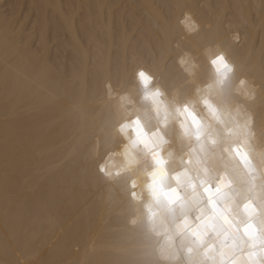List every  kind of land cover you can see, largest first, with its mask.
Listing matches in <instances>:
<instances>
[{
  "label": "clouds",
  "instance_id": "obj_1",
  "mask_svg": "<svg viewBox=\"0 0 264 264\" xmlns=\"http://www.w3.org/2000/svg\"><path fill=\"white\" fill-rule=\"evenodd\" d=\"M138 7L157 9L154 42H96L71 68L0 25V67L17 85L0 83V264H264V0H199L230 9L222 21L184 0ZM44 82L60 111L23 98ZM21 115L63 134L55 160L42 136L25 150ZM60 169L75 171L50 227L47 198L28 196ZM62 211L86 235L61 253L47 237L64 233Z\"/></svg>",
  "mask_w": 264,
  "mask_h": 264
},
{
  "label": "bare ground",
  "instance_id": "obj_2",
  "mask_svg": "<svg viewBox=\"0 0 264 264\" xmlns=\"http://www.w3.org/2000/svg\"><path fill=\"white\" fill-rule=\"evenodd\" d=\"M153 3L156 0H152ZM146 0H0V25L7 26L14 38L29 49L38 51L50 64L57 61L66 63L69 68L90 51L96 42L118 44L126 41L136 46L144 41H155L150 31L148 16L157 11L155 8L138 7ZM186 6L201 18L202 21L215 17L222 21L230 14V9H216L212 14L199 7V0H184ZM259 37H252L251 43L258 44ZM15 58L10 60L13 62ZM7 81L10 88L16 87L13 74L5 72L0 67V83ZM31 97L27 89L23 98L45 111H60L67 103L65 99L56 100L54 94H59V87L52 82H44L42 87L32 86ZM68 97L73 93L68 91ZM17 131L25 136V150L32 136H42L45 143L52 142L53 152L50 159L55 160L63 149V134L53 137L41 127L42 117H26L21 115L13 122ZM66 130L71 127L70 121H65ZM80 167L86 164L79 163ZM75 169H60L52 173H44L45 182L40 184L36 192L28 196L29 201H39L46 197L49 207V226L57 219L56 202L62 186L67 183ZM9 191L16 192L15 184L9 185ZM59 222L65 231L62 234L53 232L47 237L50 242L56 239L62 247L59 252L69 248L74 240H82L85 226L81 220L68 211H62ZM97 232L100 241L109 238L108 233L91 227Z\"/></svg>",
  "mask_w": 264,
  "mask_h": 264
}]
</instances>
